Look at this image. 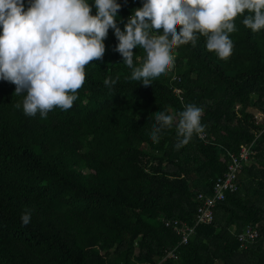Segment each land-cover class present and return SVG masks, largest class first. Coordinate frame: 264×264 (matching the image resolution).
Returning <instances> with one entry per match:
<instances>
[{"label":"trees","instance_id":"obj_1","mask_svg":"<svg viewBox=\"0 0 264 264\" xmlns=\"http://www.w3.org/2000/svg\"><path fill=\"white\" fill-rule=\"evenodd\" d=\"M117 2L123 30L144 0ZM243 19L234 20L226 60L207 51L200 34L195 46L173 50L185 104L203 109L206 132L179 149L175 124L159 142L151 139L155 112L181 111L172 70L149 86L130 80L111 28L103 59L86 67L67 111L28 117L25 94L0 80V264H264V29L254 33ZM133 53L140 66L146 53L139 46ZM109 77L117 81L112 88L103 83ZM244 143L253 152L237 173L238 188L181 242V231L165 220L193 224L197 194L212 193L228 152ZM26 211L31 220L23 226ZM247 224L259 234L241 245L236 233ZM174 246L176 256H167Z\"/></svg>","mask_w":264,"mask_h":264},{"label":"clouds","instance_id":"obj_2","mask_svg":"<svg viewBox=\"0 0 264 264\" xmlns=\"http://www.w3.org/2000/svg\"><path fill=\"white\" fill-rule=\"evenodd\" d=\"M94 6L92 14L88 0H29L26 9L24 0H0V80L14 84V94H25L26 116L39 113L46 119L54 108L73 107L86 67L103 59L110 28L118 40L115 51L131 69L129 79L144 86L174 66L175 48L189 42L195 46L197 34L206 38L207 51L226 60L237 16H244L243 25L254 33L264 29V0H144L123 30L117 25V0H94ZM137 46L146 53L140 66L133 60ZM116 82L110 77L103 81L109 88ZM202 115L195 104L175 115L157 111L151 139L159 142L161 132L175 124L179 149L203 131ZM30 220V211L22 213L23 226Z\"/></svg>","mask_w":264,"mask_h":264},{"label":"built area","instance_id":"obj_3","mask_svg":"<svg viewBox=\"0 0 264 264\" xmlns=\"http://www.w3.org/2000/svg\"><path fill=\"white\" fill-rule=\"evenodd\" d=\"M170 69L172 70L170 87L174 95L173 97L174 100L177 102L179 101L181 104V111H183L186 104L181 85L182 78L176 68V61L174 62V66ZM254 117L261 119L262 114L257 111L254 113ZM197 135L203 139L206 138L205 130ZM252 152L253 149L251 143L242 144L237 152H228L227 168L222 174H218L214 178L212 183V193L207 194L199 192L197 194V198L202 201L197 207L193 224L182 223L177 218L165 220V224L171 225L177 231H181V242H186L188 240L189 235L194 232V227L197 223L211 221L213 216V205L216 201L224 199L227 192L234 191L238 188L237 173L249 159ZM258 234L259 230L256 224H247L242 230L236 233L241 245H245L246 241L254 240ZM175 248L176 246L168 250L167 256H176Z\"/></svg>","mask_w":264,"mask_h":264},{"label":"rangeland","instance_id":"obj_4","mask_svg":"<svg viewBox=\"0 0 264 264\" xmlns=\"http://www.w3.org/2000/svg\"><path fill=\"white\" fill-rule=\"evenodd\" d=\"M252 111H253L254 113H256V112H257V110H256V109H252Z\"/></svg>","mask_w":264,"mask_h":264}]
</instances>
